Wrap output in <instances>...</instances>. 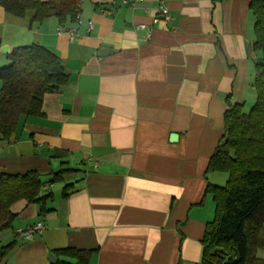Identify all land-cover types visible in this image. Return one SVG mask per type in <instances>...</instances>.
Instances as JSON below:
<instances>
[{
  "label": "crops",
  "instance_id": "crops-1",
  "mask_svg": "<svg viewBox=\"0 0 264 264\" xmlns=\"http://www.w3.org/2000/svg\"><path fill=\"white\" fill-rule=\"evenodd\" d=\"M164 1L167 21H154V0L121 8L88 0L80 23L49 18L30 28L32 12L12 19L0 7L1 46L40 45L69 77L43 97L41 115L21 117L10 140L0 139V173L36 171L47 181L68 170L42 188L53 196L45 215L25 201L11 206L16 218L0 248L15 247L0 264H52L49 254L68 247L93 250L88 264L199 263L214 218L206 186L227 180L205 174L226 98L254 102L259 56L248 0ZM61 27L73 36L57 34ZM39 221L31 241L17 235Z\"/></svg>",
  "mask_w": 264,
  "mask_h": 264
},
{
  "label": "trees",
  "instance_id": "trees-1",
  "mask_svg": "<svg viewBox=\"0 0 264 264\" xmlns=\"http://www.w3.org/2000/svg\"><path fill=\"white\" fill-rule=\"evenodd\" d=\"M0 7L16 18L32 12L29 28L49 18L61 25L73 23L80 10L79 0H0ZM248 11L253 19L252 49L259 56L250 83L254 102L245 110L244 102L231 104L226 98L222 134L205 174H223L227 180L223 187L206 186L205 195L214 203V218L205 226L198 264H264L258 256V250H264V0H248ZM5 58L7 64L0 67V139L9 141L20 118L41 115L43 97L58 93L69 77L62 61L37 44L13 48ZM67 171L61 169L47 181L36 171L0 173V233L12 228L16 215L10 208L18 201L36 205L40 216L49 212L46 205L53 196L41 190L45 184L61 182ZM67 189L68 185L63 192ZM14 247V242L1 247L0 259ZM92 253L57 249L52 264H88Z\"/></svg>",
  "mask_w": 264,
  "mask_h": 264
},
{
  "label": "built area",
  "instance_id": "built-area-1",
  "mask_svg": "<svg viewBox=\"0 0 264 264\" xmlns=\"http://www.w3.org/2000/svg\"><path fill=\"white\" fill-rule=\"evenodd\" d=\"M84 0H79V7L81 3ZM142 0H112V5L117 6V7H134L137 3L141 2ZM157 4L156 7V16L154 18V21H167L168 20V10L165 5L164 0H154ZM77 23H80L79 16L77 15L76 17ZM91 23H88L89 29L91 28ZM145 26L144 25H139L140 29H143ZM66 32L70 37L73 36L74 34V29H64L61 27L58 31L57 34H61ZM90 162V159L88 160ZM44 225L41 221L36 222L35 224L27 227L26 229H20L17 230V235L23 240V241H31L35 236L39 235L41 231L43 230Z\"/></svg>",
  "mask_w": 264,
  "mask_h": 264
},
{
  "label": "water",
  "instance_id": "water-1",
  "mask_svg": "<svg viewBox=\"0 0 264 264\" xmlns=\"http://www.w3.org/2000/svg\"><path fill=\"white\" fill-rule=\"evenodd\" d=\"M10 53V50H9V47L7 46V45H3V46H1L0 47V54L1 55H8ZM176 140H177V135H175V134H171L170 135V137H169V141L170 142H176ZM48 260L51 262V263H53L54 262V257H53V255H51V254H49V256H48Z\"/></svg>",
  "mask_w": 264,
  "mask_h": 264
},
{
  "label": "rangeland",
  "instance_id": "rangeland-1",
  "mask_svg": "<svg viewBox=\"0 0 264 264\" xmlns=\"http://www.w3.org/2000/svg\"><path fill=\"white\" fill-rule=\"evenodd\" d=\"M84 1L87 2L88 0H84ZM12 19H16V18H14L12 16ZM23 46H26V45H23ZM1 57H3V55H0V59H1ZM6 64H7V62L0 60V67H4ZM247 99L250 100L251 97L247 98ZM244 105H245L244 106L245 110H248L252 104H248V101L246 100V102H244ZM258 256L260 258L264 259V250H258Z\"/></svg>",
  "mask_w": 264,
  "mask_h": 264
}]
</instances>
